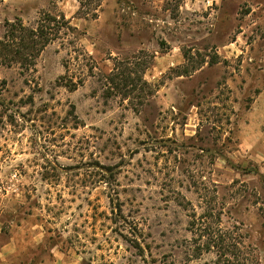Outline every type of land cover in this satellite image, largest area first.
I'll return each instance as SVG.
<instances>
[{
	"label": "rangeland",
	"instance_id": "rangeland-1",
	"mask_svg": "<svg viewBox=\"0 0 264 264\" xmlns=\"http://www.w3.org/2000/svg\"><path fill=\"white\" fill-rule=\"evenodd\" d=\"M0 264H264V0H0Z\"/></svg>",
	"mask_w": 264,
	"mask_h": 264
},
{
	"label": "trees",
	"instance_id": "trees-1",
	"mask_svg": "<svg viewBox=\"0 0 264 264\" xmlns=\"http://www.w3.org/2000/svg\"><path fill=\"white\" fill-rule=\"evenodd\" d=\"M19 28L21 31L23 30L22 27H19ZM11 32H12V36L14 40V35H13L15 32L14 27H12ZM50 40L51 39L48 37V35H46V33H44L43 30L27 31L25 33V38L21 41V43H22L23 48L35 49L39 47L41 51V49L45 48V46L48 44ZM6 47H9V46H6ZM112 82H115V79Z\"/></svg>",
	"mask_w": 264,
	"mask_h": 264
}]
</instances>
